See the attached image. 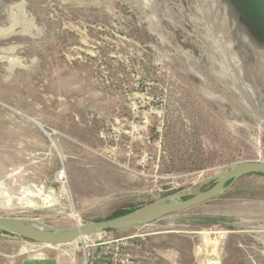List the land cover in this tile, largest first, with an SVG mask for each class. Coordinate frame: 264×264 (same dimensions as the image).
<instances>
[{"label": "rangeland", "instance_id": "374dc122", "mask_svg": "<svg viewBox=\"0 0 264 264\" xmlns=\"http://www.w3.org/2000/svg\"><path fill=\"white\" fill-rule=\"evenodd\" d=\"M256 159L264 113L200 0H0L1 215L108 219ZM16 237L0 264H264V175L71 244Z\"/></svg>", "mask_w": 264, "mask_h": 264}, {"label": "water", "instance_id": "95a60500", "mask_svg": "<svg viewBox=\"0 0 264 264\" xmlns=\"http://www.w3.org/2000/svg\"><path fill=\"white\" fill-rule=\"evenodd\" d=\"M228 58L264 113V0H200ZM264 174V160L231 164L205 180L108 219L57 227L39 219L0 214V230L44 245L71 244L107 231L139 227L227 191L238 179ZM214 182L207 189V183Z\"/></svg>", "mask_w": 264, "mask_h": 264}, {"label": "built area", "instance_id": "2783aa9c", "mask_svg": "<svg viewBox=\"0 0 264 264\" xmlns=\"http://www.w3.org/2000/svg\"><path fill=\"white\" fill-rule=\"evenodd\" d=\"M56 183L61 184L62 186L67 185L68 183V176L65 169H62L57 173L55 178ZM87 238V237H86ZM116 254L114 257L108 260L106 257H102L99 255L98 257H94L93 259H88V256L85 260V264H136L135 261H130L128 258H122V254L119 253V248L115 249Z\"/></svg>", "mask_w": 264, "mask_h": 264}, {"label": "crops", "instance_id": "0c3cea01", "mask_svg": "<svg viewBox=\"0 0 264 264\" xmlns=\"http://www.w3.org/2000/svg\"><path fill=\"white\" fill-rule=\"evenodd\" d=\"M0 234L5 238H11V239L18 238L16 237V235H13L8 232H4L2 230H0ZM23 264H60V262L57 258H54V260H48L47 258H27L24 259Z\"/></svg>", "mask_w": 264, "mask_h": 264}, {"label": "bare ground", "instance_id": "6f19581e", "mask_svg": "<svg viewBox=\"0 0 264 264\" xmlns=\"http://www.w3.org/2000/svg\"><path fill=\"white\" fill-rule=\"evenodd\" d=\"M260 151V150H259ZM75 216H77V215H75ZM48 246H50V245H48ZM218 256V255H217ZM210 259V258H209ZM204 264H219V261H218V259H215V260H208V259H206V261H205V263Z\"/></svg>", "mask_w": 264, "mask_h": 264}, {"label": "trees", "instance_id": "16d2710c", "mask_svg": "<svg viewBox=\"0 0 264 264\" xmlns=\"http://www.w3.org/2000/svg\"><path fill=\"white\" fill-rule=\"evenodd\" d=\"M262 175H264V174H262ZM139 207H140V206H139ZM139 207H135V208H132V209H130V210L120 212L119 214H117V215H115V216H119V215H122V214L128 213V212H130V211H132V210H134V209H136V208H139ZM115 216H114V217H115Z\"/></svg>", "mask_w": 264, "mask_h": 264}]
</instances>
